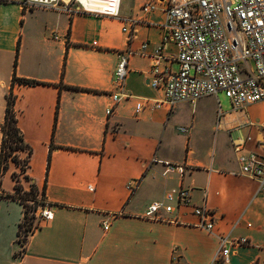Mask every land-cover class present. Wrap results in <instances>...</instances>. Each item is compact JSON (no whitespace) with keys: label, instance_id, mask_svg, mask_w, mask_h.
Wrapping results in <instances>:
<instances>
[{"label":"crops","instance_id":"1","mask_svg":"<svg viewBox=\"0 0 264 264\" xmlns=\"http://www.w3.org/2000/svg\"><path fill=\"white\" fill-rule=\"evenodd\" d=\"M148 1L156 8L145 12ZM164 7L165 0H120L115 15H70L0 0V144L11 91L30 149L20 184L52 208L51 219L19 228L23 205L12 196L10 164L0 182V264H216L215 234L248 239L227 264H264V194L238 161L250 152L264 157V100L240 109L218 94L164 103L147 83ZM125 50L129 70L119 88L112 73ZM175 51L167 44L161 65L175 68ZM15 59L16 76L42 83L11 84ZM111 92L126 95L107 115ZM130 179L138 181L132 191ZM179 187L190 189L192 204L215 209V234L195 227L189 208L164 213L167 220L142 216Z\"/></svg>","mask_w":264,"mask_h":264},{"label":"built area","instance_id":"2","mask_svg":"<svg viewBox=\"0 0 264 264\" xmlns=\"http://www.w3.org/2000/svg\"><path fill=\"white\" fill-rule=\"evenodd\" d=\"M24 8L56 6L70 15L77 12L115 15L120 0H106L107 5L89 3V0H14ZM156 8L148 1L142 9L148 12ZM165 20L161 25V42L153 53L147 83L162 93V101L170 107L180 103H193L206 95L222 92L233 108L264 100V0H165ZM127 31L126 27H122ZM130 33V32H129ZM172 44L175 54L172 61L176 67L161 65L162 49ZM146 44L143 43L141 53ZM118 54L113 69V81L123 87L128 72V54ZM124 93L111 92L110 103L105 108L109 115ZM146 100V99H145ZM143 106L141 101L136 110ZM180 130H184L183 127ZM264 144V137L262 140ZM26 155H27V150ZM239 173L258 183L264 194V157L250 152L238 158ZM167 171L182 172L180 164L166 163ZM138 184L130 179L126 188L132 191ZM31 212L35 220L51 219L52 208L41 196ZM175 208H189L196 217L195 227L213 233L217 212L205 203L190 202V189L179 187L160 199L148 204L143 217L152 220H167L164 213ZM173 220V219H170ZM174 221V220H173ZM106 222V221H105ZM103 222L104 229H107ZM218 246L211 263L227 264L233 248L248 242L246 237H230L215 234Z\"/></svg>","mask_w":264,"mask_h":264},{"label":"trees","instance_id":"3","mask_svg":"<svg viewBox=\"0 0 264 264\" xmlns=\"http://www.w3.org/2000/svg\"><path fill=\"white\" fill-rule=\"evenodd\" d=\"M18 49H19V39L16 45L15 58L17 57ZM15 65H16V59L14 61V68H13V73L11 77V84L14 82L29 84V85L42 83L41 81H38V80L16 76ZM5 98H6L5 113H4L3 122L1 123L2 137H1V144H0V182H1L2 174L8 169L9 165L16 163V157L14 155L15 150H18V149L27 150V156L30 154V149L28 145H26L25 142L23 141L22 133L17 125V119H16L15 111H14L15 97L12 94V92L9 91L6 94ZM24 164L23 166L26 167L27 160ZM25 167L22 168L23 172L25 171ZM12 173H11V176H12ZM17 189H19V186L14 185V193L12 194V196L16 198L18 201H20L23 205V220L19 224V228H21V230L26 233L32 229V227L30 226V223L27 221V212L28 211L31 212L33 209H35V203H37L38 201H35V203H32V206L28 208V206L26 205L27 204L26 202H28L31 199L25 198V197L21 198L20 195L18 197V193H16ZM31 189H33V187H31L30 190ZM24 192H28V191H23V194ZM32 200L34 199L32 198ZM32 219L35 220L34 217H32Z\"/></svg>","mask_w":264,"mask_h":264},{"label":"rangeland","instance_id":"4","mask_svg":"<svg viewBox=\"0 0 264 264\" xmlns=\"http://www.w3.org/2000/svg\"><path fill=\"white\" fill-rule=\"evenodd\" d=\"M217 94L221 100V103L223 105H225L228 101L224 97V94L222 92H218ZM25 153H26L25 150H20V149L14 151V155L16 157V163L11 164V165L16 166V171H13L12 178L14 181H16L15 185L19 186V189L16 190V193H18V197L20 195L21 198L25 197V198H30L31 200H32V198L34 199L32 201L29 200L28 202H26L27 203L26 205L28 206V208H30V206H32V203H35V201H38L39 198L35 197V192L33 189H31L28 192H24V194H23V186L20 184V182L25 181V176L23 174V169H22L25 167V166H23V164L27 160V158H26L27 155ZM32 217H34V215L30 211H28L27 212V221L30 223V226L33 228L35 226L36 220L32 219Z\"/></svg>","mask_w":264,"mask_h":264},{"label":"bare ground","instance_id":"5","mask_svg":"<svg viewBox=\"0 0 264 264\" xmlns=\"http://www.w3.org/2000/svg\"><path fill=\"white\" fill-rule=\"evenodd\" d=\"M87 2L96 3V4H99V5L103 6V7H104V5H107V1L106 0H89Z\"/></svg>","mask_w":264,"mask_h":264}]
</instances>
